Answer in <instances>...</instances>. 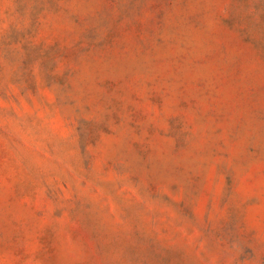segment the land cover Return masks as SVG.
I'll return each instance as SVG.
<instances>
[{"label": "rangeland", "instance_id": "1", "mask_svg": "<svg viewBox=\"0 0 264 264\" xmlns=\"http://www.w3.org/2000/svg\"><path fill=\"white\" fill-rule=\"evenodd\" d=\"M0 264H264V0H0Z\"/></svg>", "mask_w": 264, "mask_h": 264}]
</instances>
